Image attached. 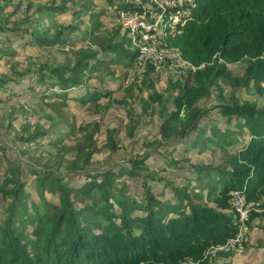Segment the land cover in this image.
Instances as JSON below:
<instances>
[{
  "label": "trees",
  "instance_id": "1",
  "mask_svg": "<svg viewBox=\"0 0 264 264\" xmlns=\"http://www.w3.org/2000/svg\"><path fill=\"white\" fill-rule=\"evenodd\" d=\"M14 1L0 0V31H22L30 35V45L56 47L67 51L68 56L65 62L30 57V66L18 70L10 61L17 53L10 38L0 39V60L6 59L11 69V74L0 72V94L18 96L10 83L31 75L35 79L30 88L32 97L50 108L49 112L37 110L48 126L30 117L17 126L18 111L25 112L23 105L10 107L5 119L0 116V129L5 128L14 143L21 145L20 154L33 162L28 170L35 176L30 190L21 179V167L11 161L6 145L0 144L8 161L5 178H0V198L4 200L0 204V264H180L187 258L202 259L211 244L224 243L235 234L237 211L230 194L235 189L246 191L249 200L260 203L262 210L250 213L251 227L255 218L264 220V104L240 100L234 92L230 99L224 98L226 87L233 91L253 89L264 97V0H197L195 19L182 35L169 42L184 59L203 66L171 76L166 98L165 93L155 91L150 80L156 72L153 66L140 75L128 73L129 67L137 65L129 30L119 23L102 33L104 12H97L92 0L39 5L33 13L34 24L24 30L20 28L21 19L14 18L24 0ZM103 1L115 6L118 0ZM28 5L30 9L32 4ZM66 12L89 24L85 32L91 37L88 46L79 45L72 35L74 31L84 32L79 24L49 30L48 19ZM7 23L15 27L1 26ZM43 25L46 31L41 32ZM238 64H246L240 76L231 69ZM32 65L37 68L32 69ZM120 70L126 72L127 81L121 98L113 97V90L91 82L105 76L118 78ZM37 84L44 89L37 90ZM135 88L150 89V98L142 100L144 109L149 111L156 105L163 118L160 138L152 145L187 139L182 162L195 171L196 177L177 183L160 172L149 171L148 149L129 158V165L119 172L111 168L86 174L84 182H80L81 174L72 178L56 174L61 169L83 171L94 162L95 154L124 149L117 127L106 130L102 145L100 121L78 124L70 101L96 114L105 113L111 105L129 106L127 133L133 137L140 124L130 109L138 97ZM214 90L219 92V101L211 107L203 106ZM4 100L0 95V103ZM213 109L221 119L212 117ZM205 118L207 121H203ZM238 144L230 152L229 148ZM217 148L224 150L223 160L217 164L194 163L187 156L189 151L215 153ZM165 159L180 168L181 161ZM123 175L141 177V198L131 196L129 184L120 179ZM149 179L170 188L171 197L163 199L155 194ZM259 225L264 231V224ZM218 256L229 258L233 252ZM210 263L208 259L201 262Z\"/></svg>",
  "mask_w": 264,
  "mask_h": 264
},
{
  "label": "rangeland",
  "instance_id": "2",
  "mask_svg": "<svg viewBox=\"0 0 264 264\" xmlns=\"http://www.w3.org/2000/svg\"><path fill=\"white\" fill-rule=\"evenodd\" d=\"M18 0H15L16 3ZM56 1L60 3L61 0H24L21 9L15 14V20L21 19L19 24L20 28L24 30L26 27L34 24L33 15L34 10L43 4H49L50 2ZM29 3H31V8L28 9ZM92 6L97 10V12H104L101 16V28L102 33L105 34L106 30H111L112 27L116 26L118 23L117 17L115 18V10L114 6L108 5L103 0H92ZM108 7V10H106ZM107 11H109L112 15H110ZM28 18H27V17ZM30 18V19H29ZM88 18V17H87ZM22 20H28L26 23L22 22ZM49 22V30L55 29L61 25L69 26L79 24L84 30L74 31L72 35L75 40L79 41V45L88 46L91 42L90 36L86 35V30L88 28V23H82L79 18H75L73 14L70 12H66L64 14H56L52 18L48 19ZM2 27L14 28V23L2 24ZM126 30L125 28H123ZM41 32L46 31L44 25L40 28ZM123 32V30H122ZM21 33V34H19ZM17 32L15 30H9L8 33H3L0 31V39L6 40L10 38L11 46L14 51H16V55L10 61L15 62L18 70H23L27 66H30V57H41L42 60L53 61L57 60V62H65L67 60V51L58 50L56 47H44V46H33L30 45V35H26V33ZM49 33V31H47ZM9 35V37H8ZM95 46V45H94ZM69 46L66 47L68 50ZM54 62V61H53ZM138 65H133L128 68V73L132 74L133 71L136 74H143L146 69L138 68ZM246 64H238L231 66L233 73L236 76H240L245 70ZM36 65H32V69H36ZM132 71V72H131ZM0 72H6L11 74V69L6 59L0 60ZM120 76L118 78H113L109 76H105L103 79L93 78L91 80L92 84L99 86L101 88H106L113 90V97L121 98L124 95L123 87L126 86V80L124 75L125 71H119ZM130 76V75H129ZM178 76L175 72L171 71L167 66L160 68L158 71L153 72L150 76V80L155 85V91H159L165 93L163 95L164 98L167 96V92L170 86V77ZM143 77L140 76V80ZM35 79L28 75L25 79L21 80L19 83H10V86L19 94L18 96L10 97L8 94L1 93L0 95L5 98L3 103H0V116L2 119L8 117L10 113V107L18 108L20 105L25 106V112L23 110L18 111L19 119L16 120L15 124L18 126L25 118H31L34 121L42 122L38 111L46 110L49 112V107L45 106L40 99H36L32 97V92L30 91L31 86H34ZM37 90H43L44 88L37 84ZM152 92V91H151ZM232 92L235 93V96L240 100H251L256 101L261 106L264 104V97L257 93L255 90H246L245 88L236 89L235 91L231 90L229 87H226L224 91V98L230 99ZM134 93L138 94L136 101L130 106V109L133 108L134 116H137L140 120L139 126L135 130V135L130 137L127 133V125L129 122L128 117V109L129 106H116L111 105L105 113L96 114L87 106H80L77 103L70 101L73 103L71 105V110L76 114L77 123H90L94 120H98L101 123V133H100V143L103 145L106 140V130L109 127H117L119 129L118 138L121 145L124 146V149L119 153H111L108 149L97 153L94 155V162L85 168L83 171H79L77 173H70L67 169H61L56 174L64 175L65 177H73L75 175L81 174L80 182L85 181L86 174H94L98 172H105L111 168H114L117 172L121 170L122 166L129 165L127 160L132 156L141 155L146 149L150 152V157L147 159L148 170L149 171H157L160 172L161 176L170 177L177 183L186 182V178L196 177V173L194 170L189 169V165L187 163L182 162L184 158V153L186 146L188 145L187 139L179 140L174 139L173 141L164 143V145H152L153 142L160 138L159 129L163 122V118H161L158 108L156 105L153 107H149V111L144 109L145 104H143L142 100H148L150 98V89L146 88L143 90H139L135 88ZM218 90H214L211 97L209 99H205L202 102L203 106L211 107L214 106L218 101ZM172 106V103H170ZM212 117H216L221 119L218 110L213 109L210 111ZM203 121H207V119H203ZM44 126H48L49 124L44 123ZM248 135L244 134V138H247ZM69 142V141H68ZM6 145V150L10 155L11 161L17 166L19 165L22 170L21 179L26 180L28 184V188L32 190L35 184V176L30 174L29 166L33 164V162H28L21 156L20 150L22 149L19 143H14L13 139L9 136L7 130L0 129V144ZM237 146L230 147V152H234ZM52 150V149H51ZM211 151V150H210ZM224 150H219L217 148L215 153H195L194 151H189L187 153L188 157H191L194 163H202V162H213L215 164L219 163V161L223 160ZM53 152V150H52ZM73 154V153H72ZM173 159L174 161H181L179 165L180 168H175L173 165H169L166 162V159ZM0 178L4 180L5 171L7 170L8 161L4 159V155L2 151H0ZM37 168H41L40 165H36ZM147 169H144L143 172L147 173ZM120 179H124L129 184V189L131 196H135L137 198H141L143 196V191L141 187V177H129L122 176ZM150 184L153 185L152 190L159 197L163 199L170 198L172 195V191L170 188L164 187L162 182H152V180H148ZM201 186V185H200ZM206 191V190H205ZM48 198L52 201H56L54 197L50 194H47ZM4 203L2 197L0 198V204ZM0 208V213H1ZM33 228L31 226L28 227V230L31 231ZM254 233L252 228V236L251 243L240 253H235L233 256L229 258H225L223 256H218L216 258H212L210 264H264V235L260 237L258 240H254Z\"/></svg>",
  "mask_w": 264,
  "mask_h": 264
},
{
  "label": "built area",
  "instance_id": "3",
  "mask_svg": "<svg viewBox=\"0 0 264 264\" xmlns=\"http://www.w3.org/2000/svg\"><path fill=\"white\" fill-rule=\"evenodd\" d=\"M195 8L196 0L117 1L114 6L117 20L123 28L129 30L132 48L137 51L138 68L153 66L158 71L167 66L179 76L188 68L196 71L201 67L184 59L180 51L169 43V40L183 33L184 27L193 18ZM230 193L237 211L234 236L224 243L211 244L204 258H187L181 264H201L220 252L240 253L251 242L250 213L252 210L261 211L260 203L250 201L241 190Z\"/></svg>",
  "mask_w": 264,
  "mask_h": 264
},
{
  "label": "crops",
  "instance_id": "4",
  "mask_svg": "<svg viewBox=\"0 0 264 264\" xmlns=\"http://www.w3.org/2000/svg\"><path fill=\"white\" fill-rule=\"evenodd\" d=\"M259 224H264V220H261L259 217L255 218L252 221V228L254 233V240H258L260 237L264 235V231L259 227Z\"/></svg>",
  "mask_w": 264,
  "mask_h": 264
},
{
  "label": "clouds",
  "instance_id": "5",
  "mask_svg": "<svg viewBox=\"0 0 264 264\" xmlns=\"http://www.w3.org/2000/svg\"><path fill=\"white\" fill-rule=\"evenodd\" d=\"M197 8H198V2H197V0H196V8L193 10V18H192V19L187 23V25L184 27V31H185V28L188 26V24H189L190 22H192V21L195 19V12H196ZM184 31H183V33H184ZM183 33H182V34H183ZM182 34H180V35H182ZM178 36H179V35H178ZM176 37H177V36H176ZM176 37H175V38H176ZM175 38H172V39H175ZM172 39H171V40H172ZM169 41H170V40H169ZM169 43H170V42H169ZM170 45H171V44H170ZM171 46H172V45H171ZM172 47H173V46H172ZM173 48H174V47H173ZM174 49H175V48H174ZM178 51H179V50H178ZM202 66H203V65H201V67H202ZM201 67H200V68H201ZM235 190H241V191H243L244 193L246 192V191H244V190H242V189H235ZM232 191H233V190H232ZM230 194H231V193H230ZM248 199H249V198H248ZM250 201H252V200H250ZM255 202H256V201H255ZM250 226H251V225H250ZM251 232H252V227H251ZM250 243H251V242H250ZM250 243H249V244H250ZM213 244H216V243H213ZM249 244H248V245H249ZM246 247H247V246H246ZM206 250H207V249H206ZM220 253H224V252H220ZM233 254H235V253H233ZM218 255H219V254H218ZM218 255H217V256H218ZM217 256H216V257H217ZM216 257H214V258H216ZM208 260H209L210 262L212 261V259H211V260L208 259ZM180 264H181V263H180Z\"/></svg>",
  "mask_w": 264,
  "mask_h": 264
}]
</instances>
